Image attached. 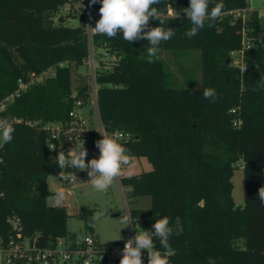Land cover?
Wrapping results in <instances>:
<instances>
[{"label": "trees", "instance_id": "trees-1", "mask_svg": "<svg viewBox=\"0 0 264 264\" xmlns=\"http://www.w3.org/2000/svg\"><path fill=\"white\" fill-rule=\"evenodd\" d=\"M67 0H0V101L14 92L18 80L55 66V74L31 86L2 113L15 128L13 140L0 145V239L11 232L9 219L18 216L27 236L43 243L69 236V215L63 206H50V176L62 177L55 156L67 149H50V122H65L76 98L87 96V85L72 89V64L83 66L88 43L83 25L67 23L59 14ZM219 0H210L209 10ZM219 19L205 21L196 36L187 38L186 16L169 17V8L189 6V0H160L163 27L175 35L159 49L199 50L202 54L200 87H171L163 60L148 62L147 40L129 43L122 33L114 38L97 35L117 56L112 71L97 78L98 104L107 131H130L134 139L120 142L133 157H146L152 169L121 178L129 198L150 196L147 209H131L143 228L151 229L164 215L172 224L183 222V234L169 239L174 254L170 264H264V206L258 190L264 186V26L252 12L245 22L228 12L245 8L249 0H223ZM76 16V15H73ZM159 20H150L156 27ZM213 26L209 27L208 24ZM250 46L242 67L233 64L232 51L243 48L242 29ZM68 61L69 65L60 66ZM247 64V70L241 71ZM258 65V68H257ZM214 88L215 103L202 97ZM253 88L256 90L254 91ZM21 119L22 121H16ZM37 120L40 126L26 121ZM97 132L84 143L95 151ZM244 171V203L233 199L234 170ZM92 209L80 217L93 231ZM158 250L163 251L154 238Z\"/></svg>", "mask_w": 264, "mask_h": 264}, {"label": "built area", "instance_id": "built-area-1", "mask_svg": "<svg viewBox=\"0 0 264 264\" xmlns=\"http://www.w3.org/2000/svg\"><path fill=\"white\" fill-rule=\"evenodd\" d=\"M100 0H67L60 6V12L83 16V25L88 43V56L83 66L88 70L87 96L78 97L74 101V105L69 112V119L65 122H50L43 124L48 130L50 138L48 147L50 149H67L78 147L90 139L93 132H97L98 140L102 139V133L110 135L119 140V142H130L134 139V135L130 131L115 130L107 131L102 123L98 104L97 81L100 72L112 71L117 60V56L110 52L107 42H103L101 46H97L95 37L100 34H93L88 26L95 27L96 21L100 19L99 8ZM184 7L169 8L164 16H186ZM257 12V17L261 20L264 17V8L256 10L251 8V4L245 8H239L229 11L235 18H241L243 22L252 12ZM178 13V15L176 14ZM243 48L238 51H232L231 57L233 64L242 67L244 49L250 46L247 30L242 29ZM97 48L101 53H97ZM68 61L61 62L60 66L69 65ZM55 66L50 67L42 73H29L25 78L18 80L16 90L0 101V118H4L2 113L9 105L22 93L27 91L31 86L43 82L46 78L55 74ZM78 90L73 95L76 97ZM16 121L21 122V119ZM29 125L40 126L37 120L26 121ZM1 145V144H0ZM72 181L73 178L71 177ZM117 182L121 179L118 177ZM122 184V183H121ZM122 195L126 206V214L132 216V211L128 206L127 195L122 185ZM3 192L0 190V196ZM11 224V232L5 239H0V264H119L122 257V249L124 242L135 235L133 225H127V237L114 242L102 243L93 235L84 237L71 238L69 236L56 237L47 243H43L39 236H27L24 233L22 220L18 216L9 219ZM140 226V224H139ZM137 225V231H139ZM143 228L142 226H140ZM149 230L147 228H143ZM143 264H147V251L142 253Z\"/></svg>", "mask_w": 264, "mask_h": 264}, {"label": "clouds", "instance_id": "clouds-1", "mask_svg": "<svg viewBox=\"0 0 264 264\" xmlns=\"http://www.w3.org/2000/svg\"><path fill=\"white\" fill-rule=\"evenodd\" d=\"M95 3V0H93ZM100 19L96 21L95 27L88 26L93 34H100L108 38H114L118 33H122L123 39L129 43L138 40H147L150 47L147 48V58L149 63H153V58L159 52L161 42L170 40L175 32L173 28L163 27L164 21L161 19V12L154 7L160 0H100ZM210 0H189V6L183 9L186 17L191 22L190 30L185 32L187 38H192L204 28L205 21H215L222 15L223 0L215 3L209 10ZM178 15V13L176 12ZM150 20H159L156 27H149ZM209 27L213 24L209 23ZM258 68V65H257ZM259 69V68H258ZM247 70V64L241 71ZM255 91L256 89L253 88ZM202 97L215 103L218 99L214 88H204ZM15 128L10 117L0 118V144L10 143L13 140ZM102 139L96 141L99 149V158L87 160V150L84 141L76 148L71 147L67 155L64 151L58 152L55 156L56 164L65 173V169H76L87 171L91 186L100 192L107 191L113 182L121 175L122 168L129 165L132 159L129 149H127L115 137L102 132ZM258 198L264 206V186L258 190ZM54 206H61L65 193L62 189H57L55 193L48 197ZM104 212L95 213L90 219L95 222L102 218ZM125 227L133 225L135 235L124 242L122 257L119 264H143L142 253L147 251V264H170V255L174 254L169 239L173 235L183 234V222L180 217H176L172 224L170 218L164 215L155 220L150 230L141 228L137 222V217L125 214L121 221ZM139 226L137 231L136 226ZM154 238L159 240L163 251L158 250L154 244ZM121 239V238H120ZM208 264H216L215 259L209 257Z\"/></svg>", "mask_w": 264, "mask_h": 264}, {"label": "rangeland", "instance_id": "rangeland-1", "mask_svg": "<svg viewBox=\"0 0 264 264\" xmlns=\"http://www.w3.org/2000/svg\"><path fill=\"white\" fill-rule=\"evenodd\" d=\"M252 9L261 10L264 8V0H249ZM70 15L67 23L71 26L80 24V16L59 12L55 15L57 22L59 14ZM264 26V17L261 19ZM97 53L101 50L97 48ZM158 58L163 60L167 72L168 85L171 87H200L202 84V54L199 50L186 49H159ZM72 89L73 93L88 82L87 69L84 66L72 64ZM110 135V133H109ZM76 148V147H73ZM87 160L99 158V149L95 151L87 150ZM152 169L151 162L146 157H133L129 165L122 168L120 179L127 175L138 174ZM69 173H63L62 177L50 176L47 180V188L51 192V197L59 188L65 193V199L61 206L65 207L69 215L67 230L69 237H84L93 235L102 243L114 242L127 237V226L121 222L126 214V206L122 195V184L115 180L107 191L95 190L89 181L87 171L71 169ZM73 178L71 181L70 178ZM234 187L232 196L237 205L244 203V171L241 163L234 170L232 178ZM124 191L128 189L123 187ZM130 209H147L151 206L150 196H139L129 198L127 196ZM48 205L54 206L50 199ZM82 208L92 209L94 214L104 212L105 214L98 221L94 222L93 231L86 228L84 220L80 217Z\"/></svg>", "mask_w": 264, "mask_h": 264}, {"label": "water", "instance_id": "water-1", "mask_svg": "<svg viewBox=\"0 0 264 264\" xmlns=\"http://www.w3.org/2000/svg\"><path fill=\"white\" fill-rule=\"evenodd\" d=\"M65 171H66V172H71L72 170L69 169V168H66Z\"/></svg>", "mask_w": 264, "mask_h": 264}]
</instances>
